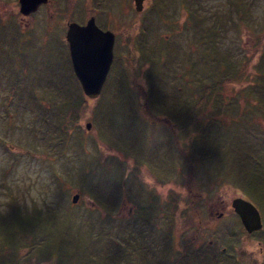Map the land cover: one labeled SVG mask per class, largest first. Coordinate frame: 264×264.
Returning <instances> with one entry per match:
<instances>
[{
  "label": "rangeland",
  "instance_id": "1",
  "mask_svg": "<svg viewBox=\"0 0 264 264\" xmlns=\"http://www.w3.org/2000/svg\"><path fill=\"white\" fill-rule=\"evenodd\" d=\"M14 11L0 0L5 18ZM133 23V51L119 52L96 98L67 68L41 67L36 36L28 70H10L30 51L0 33L1 263L163 264L189 236L179 215L188 189L175 183L185 177L201 196L195 221L210 217L209 203L247 192L264 222V179L250 177H264V0H145ZM158 166L177 172L160 176ZM161 191L164 226L109 214L145 212Z\"/></svg>",
  "mask_w": 264,
  "mask_h": 264
},
{
  "label": "flooded vegetation",
  "instance_id": "2",
  "mask_svg": "<svg viewBox=\"0 0 264 264\" xmlns=\"http://www.w3.org/2000/svg\"><path fill=\"white\" fill-rule=\"evenodd\" d=\"M144 1L142 0V7L138 10L135 0H57L55 4H53V0H48L47 2L39 4L34 10L25 13L23 11L25 7L22 8L21 0H6V2L16 6V11L13 14L17 16V19L10 20L8 17L5 18V15H2L0 12V33L3 35L7 34L11 38V45H20V40L23 38L25 42L22 43L20 52L24 53L27 48L30 51L26 56L19 58L20 61L22 60L20 66L13 64L10 70H14L17 73L28 70L29 67H25L24 63L31 62V46L33 45L32 42L35 41L33 38L36 36L39 40L37 41L38 44L40 43V47L37 50L39 53L37 57H40L42 60L41 67L62 74L65 71H61L67 68L68 72L72 71L74 74L70 58V44L67 39L70 24H77L75 26L78 28L76 36L83 31H87V34H89L91 25L95 24L101 32H106L101 34H109L112 38V61L107 72L108 77V75H111L117 69L119 52L122 53L120 55L121 58L128 60V54L130 51H133L135 36L133 8L141 12L144 8ZM138 6L140 7L139 3ZM156 13L158 12L156 11ZM119 15L124 20L119 21ZM141 25L142 28H148L147 21H143ZM33 28L35 31H32ZM86 28H89V32ZM61 61L65 62V67H63ZM154 80L151 81L149 79L151 83ZM106 82L107 78L103 85ZM146 101H144V104L149 103H146ZM150 112L148 109V113ZM146 117L154 123L157 120L160 121L159 117L152 115H147ZM174 139L176 143V137ZM141 164L143 163H139V165ZM190 164H192L191 160ZM158 169L160 176L163 171H165L166 175L177 172L175 168L169 171V173L165 169L161 170L162 172L160 173V166H158ZM175 175L178 176L177 174ZM132 176L139 184L142 182L139 172H133ZM250 177L254 178L255 183L259 181V178L264 179L259 173H255L254 176ZM189 180H191L189 177H185L184 180L182 178L175 180L177 186H180L182 181H184V187L188 189L187 196L183 200L180 199V201L189 204V211L181 212L179 215L181 222L185 220L184 223L187 226L186 233L189 236L186 239L187 241L181 244V250L174 252L173 259L170 260L168 257L166 260L165 257L162 259L163 264L165 261H167L166 264H264V222L261 217L259 205L252 200L247 192L243 194L235 193L225 202L223 198H220L215 203H209V205L213 206L209 210L210 217H207L206 221L201 224L200 221H195L198 220L197 216L200 213L203 215L198 210L199 204L197 197L201 196L194 193ZM244 180H248V178ZM243 186L245 188L247 187L244 184ZM237 197L250 201L256 206L261 217V227L250 231L245 228L239 215L234 211L232 206L233 200ZM164 201V191H161L160 195L156 197L150 194V196L144 199L140 207L145 209V212L134 210L130 206L126 213H122L121 210L117 209L116 211L109 212V214L117 217L124 216V214L128 216L134 215L137 219L147 220L149 226L151 225L152 219L157 216L158 221L164 226L167 217V214L162 212L164 209V206H162ZM219 204L221 206H218ZM158 205L161 211L156 215L153 213L152 208ZM171 218L174 219V217ZM160 219L163 220V223ZM175 220H173L174 223ZM142 230L144 231V228ZM200 233H202L200 239L207 235L208 239L206 243L197 245L195 242H197ZM166 251L167 255L171 257L172 254L169 250ZM0 264L3 263L0 262Z\"/></svg>",
  "mask_w": 264,
  "mask_h": 264
},
{
  "label": "water",
  "instance_id": "3",
  "mask_svg": "<svg viewBox=\"0 0 264 264\" xmlns=\"http://www.w3.org/2000/svg\"><path fill=\"white\" fill-rule=\"evenodd\" d=\"M47 1L48 0H21L22 8L25 7V9L22 10L28 13L34 10L39 4ZM141 3L142 0H135L138 10L142 7ZM75 26L76 24L74 23L70 24L67 34L73 70L80 82L83 93L88 97L94 98L98 96L101 91L112 61V38L109 34H101V42H94L89 36H84L78 41V36H76L78 28ZM93 26L96 28L94 24ZM82 50L86 51V61L84 64L82 60L83 56L80 54ZM90 125L91 123L87 122L85 128L90 129ZM77 197L78 194L73 195L72 201L75 202ZM232 206L247 230L250 231L261 227L259 212L250 201L237 197L233 200Z\"/></svg>",
  "mask_w": 264,
  "mask_h": 264
},
{
  "label": "bare ground",
  "instance_id": "4",
  "mask_svg": "<svg viewBox=\"0 0 264 264\" xmlns=\"http://www.w3.org/2000/svg\"><path fill=\"white\" fill-rule=\"evenodd\" d=\"M87 30L89 29V28H86ZM88 32H89V30H88ZM78 37V41H79V39L80 38H82V37H84V36H89L90 38H91V40L92 41H97V42H101V40H102V36H101V33L100 32H98L96 29H94V28H90V33L89 34H87V31H83V32H81V33H79L78 35H77ZM67 39H68V36H67ZM68 41H69V39H68ZM85 53H86V51L85 50H82L81 52H80V54H82V56H83V64L85 63V61H86V56H85ZM81 60V61H82ZM72 66H73V64H72ZM179 147V146H178ZM183 152H184V150H182Z\"/></svg>",
  "mask_w": 264,
  "mask_h": 264
},
{
  "label": "trees",
  "instance_id": "5",
  "mask_svg": "<svg viewBox=\"0 0 264 264\" xmlns=\"http://www.w3.org/2000/svg\"><path fill=\"white\" fill-rule=\"evenodd\" d=\"M79 90H80V88H79ZM73 106L70 104V108H72ZM198 114H194L193 113V116H192V120H194V123H196L197 122V120H198V116H197ZM202 124V123H201ZM206 124V122L204 123V124H202V128H200V129H198L197 130V137L200 135V133L202 132V129L204 130L205 128H206V126H204Z\"/></svg>",
  "mask_w": 264,
  "mask_h": 264
}]
</instances>
